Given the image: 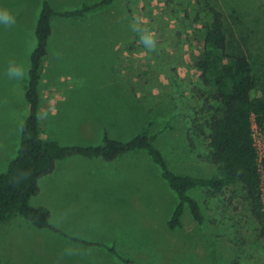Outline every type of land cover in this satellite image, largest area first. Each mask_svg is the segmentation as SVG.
<instances>
[{"label": "rangeland", "instance_id": "obj_1", "mask_svg": "<svg viewBox=\"0 0 264 264\" xmlns=\"http://www.w3.org/2000/svg\"><path fill=\"white\" fill-rule=\"evenodd\" d=\"M46 1L62 13L102 0ZM42 2L0 0L17 20L0 26V174L7 168L2 160L17 153L29 112L25 92ZM215 2L264 88V0ZM199 12L198 0H114L83 18L52 17L39 91L65 82L73 93L50 122L51 139L85 148L105 136L128 142L147 129L172 173L216 176L217 166L206 160L210 112L200 96L207 91L193 66L204 31ZM144 30L156 40L152 51L140 42ZM11 63L24 70L23 79L9 78ZM86 162L88 170L69 165L73 180L38 182L29 200L48 210L49 225L61 234L16 216V229L0 226V264H264V240L238 187L188 191L203 223L185 205L180 227L170 230L178 198L144 150Z\"/></svg>", "mask_w": 264, "mask_h": 264}, {"label": "trees", "instance_id": "obj_2", "mask_svg": "<svg viewBox=\"0 0 264 264\" xmlns=\"http://www.w3.org/2000/svg\"><path fill=\"white\" fill-rule=\"evenodd\" d=\"M113 1L102 0L78 10L60 13L43 0L35 27L36 47L30 56L28 88L25 93L29 112L21 127L17 155L9 163L6 172L0 174V225L7 227L14 217L19 216L37 229H52L48 210L31 207L29 200L38 193L39 180L52 173L57 161L79 155L87 159L100 158L111 162L125 153L144 150L151 161L160 167L162 179L178 198V204L167 224L168 229L180 227L185 205L193 220L199 225L203 223L199 205L187 194L188 191L204 188L219 193L233 186L238 187L245 195L250 216L259 226V238L264 240V217L261 213L250 133L251 115L255 116L257 125L264 129V88L259 86L257 72L250 57L230 40L228 17L215 0H198L199 14L205 19L202 22L204 31L200 53L193 61V66L207 91L200 96L210 112L207 122L209 153L206 160L217 166L216 176L204 179L172 173L153 145L156 135H150L147 129H143L128 142L111 140L105 136L101 145L85 148L62 147L55 142L41 140L37 116L38 86L42 61L47 55L51 18H82ZM199 14L197 21L202 20ZM252 92L256 93L254 97L251 96ZM53 231L61 234L58 230ZM110 251L114 253L113 250Z\"/></svg>", "mask_w": 264, "mask_h": 264}, {"label": "crops", "instance_id": "obj_3", "mask_svg": "<svg viewBox=\"0 0 264 264\" xmlns=\"http://www.w3.org/2000/svg\"><path fill=\"white\" fill-rule=\"evenodd\" d=\"M75 18H77V17H75ZM37 21H36V24H37ZM51 22H52V18L50 21V28H51ZM34 35H35V33H34ZM51 36H52V28H51V34L49 36V39ZM49 39H48V42H49ZM48 49H49V47H48V43H47V55L45 58H48V56H49ZM44 59H43V61H44ZM43 61H42V63H43ZM40 79H41V74H40ZM64 79H65V77H64ZM39 83H40V81H39ZM66 87H67V85L65 82H62L61 84L56 85V88H46V89H43L41 91H39V86H38L39 103H38L37 116H38V126H39V130H40V138L42 141L55 142L58 145H60L59 142H57L54 139H51L52 132H51L50 122L55 116H57V114L60 110L61 104L65 101L67 96L69 94L73 93V90L66 88ZM26 91H27V89H26ZM27 115L25 116V118H27ZM21 123H23V121ZM19 145H20V143H19ZM60 146H62V145H60ZM62 147H65V146H62ZM18 149H19V147H18ZM18 149H17V151H18ZM16 155H17V153H16ZM16 155L11 154L9 156H6L5 159L2 160L1 164H6V166L8 167L9 163L16 157ZM74 156L76 158L82 160V161H85V162L84 163L79 162L78 160H76V158ZM65 159L57 161L55 164V168L52 171V173L41 178L39 180V182H46V183H51V184H55V185H61L58 183L61 179L64 182H67L68 179L73 180L72 175H71V177H69V174H71L70 169H69V165L72 162L74 164H83L84 169L88 170V167L86 165V163H87L86 161L88 160L87 158H84V157L79 156V155H71V156L66 157ZM83 159H86V160H83ZM97 159H100V158H97ZM89 160H91V159H89ZM6 170H7V168H6ZM90 171H92V170H90ZM5 172H3V173H5ZM38 192H39V188H38ZM33 208H39V207H33ZM42 208H44V207H42ZM15 221H16V218H13L11 223L14 224L13 227L16 229L17 227H19L20 222H17L18 225L15 226ZM11 223H10V225H11ZM9 226H7V227L2 226V227L9 229V228H11Z\"/></svg>", "mask_w": 264, "mask_h": 264}, {"label": "built area", "instance_id": "obj_4", "mask_svg": "<svg viewBox=\"0 0 264 264\" xmlns=\"http://www.w3.org/2000/svg\"><path fill=\"white\" fill-rule=\"evenodd\" d=\"M250 133L255 156V170L258 178L259 201L261 213L264 217V129L257 125L254 115L250 117Z\"/></svg>", "mask_w": 264, "mask_h": 264}, {"label": "clouds", "instance_id": "obj_5", "mask_svg": "<svg viewBox=\"0 0 264 264\" xmlns=\"http://www.w3.org/2000/svg\"><path fill=\"white\" fill-rule=\"evenodd\" d=\"M16 16L7 8L0 7V26L11 27L16 24ZM138 30V29H137ZM140 42L149 50L152 51L156 47V40L153 35L147 30L140 32ZM9 78L20 80L25 76V72L21 67L11 63L7 72Z\"/></svg>", "mask_w": 264, "mask_h": 264}]
</instances>
